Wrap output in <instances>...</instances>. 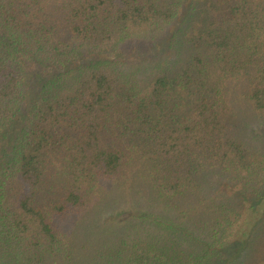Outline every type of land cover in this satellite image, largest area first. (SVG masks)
<instances>
[{
  "label": "trees",
  "instance_id": "16d2710c",
  "mask_svg": "<svg viewBox=\"0 0 264 264\" xmlns=\"http://www.w3.org/2000/svg\"><path fill=\"white\" fill-rule=\"evenodd\" d=\"M256 129L264 0H0V264H255Z\"/></svg>",
  "mask_w": 264,
  "mask_h": 264
},
{
  "label": "rangeland",
  "instance_id": "374dc122",
  "mask_svg": "<svg viewBox=\"0 0 264 264\" xmlns=\"http://www.w3.org/2000/svg\"><path fill=\"white\" fill-rule=\"evenodd\" d=\"M162 50V47H155L153 48L150 52H148L147 54H129V55H125L122 56V58L128 59L127 60L129 63H132L133 65H140L142 61H145L147 58H152V53H157L158 51ZM154 51V52H153ZM36 84V83H35ZM33 97V95H32ZM255 134H259L260 137L264 138V130H260V129H256ZM229 193H231L232 191L227 188ZM252 199V198H250ZM252 200H255L252 199ZM244 208H243V212L249 216V218H254L253 216L256 215L257 219L262 218L261 216L263 215L264 217V192L262 197L258 200V201H253L252 203H250L249 201H244ZM255 216V217H256ZM254 228V225H251L249 227L248 230H252ZM238 250L237 248H234L233 251ZM258 253L255 254L256 256V263L255 264H264V248L263 247H257L255 249Z\"/></svg>",
  "mask_w": 264,
  "mask_h": 264
}]
</instances>
